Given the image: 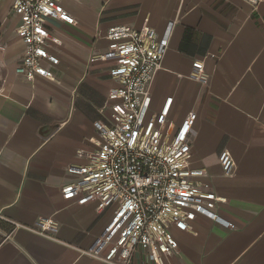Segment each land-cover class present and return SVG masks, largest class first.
<instances>
[{"label":"crops","instance_id":"obj_1","mask_svg":"<svg viewBox=\"0 0 264 264\" xmlns=\"http://www.w3.org/2000/svg\"><path fill=\"white\" fill-rule=\"evenodd\" d=\"M12 0H0V264H104L84 255L108 220L95 204L61 198L84 164L76 152L93 150V123L116 86L110 64L92 60L107 46L113 26L148 25L160 36L171 21L168 49L150 87V111L171 97L174 127L193 110L190 164L222 200L226 229L197 217L193 231H174L177 252L168 264H264V0H61L74 26L50 21L58 40L56 81L28 83L16 73L24 45L16 36ZM209 54L216 58H209ZM201 60L206 85L187 78ZM233 161L224 176L218 157ZM57 223L53 240L33 231L37 221Z\"/></svg>","mask_w":264,"mask_h":264},{"label":"built area","instance_id":"obj_2","mask_svg":"<svg viewBox=\"0 0 264 264\" xmlns=\"http://www.w3.org/2000/svg\"><path fill=\"white\" fill-rule=\"evenodd\" d=\"M256 6L263 0H246ZM17 19L16 36L24 45L15 73L32 83L36 78L55 82L52 69L59 64L58 40L49 29L56 21L74 26L76 20L61 0H12ZM174 22L159 36L148 25L141 28L113 26L106 31L107 46L92 60L110 64L116 86L109 89L101 109L109 114L93 123V150H78L84 164L71 165L73 177L61 188V198L79 206L95 204L97 216L108 220L81 252L104 264H168L177 252L174 231L191 232L197 217L226 229L232 224L217 213L222 202L207 183L203 169L190 164L195 132V111L172 126L168 115L172 98L157 113L150 111V87L162 70ZM209 58L216 55L209 54ZM206 85L208 76L201 60L191 63L187 76ZM224 176H231L234 161L227 150L218 157ZM34 233L53 240L57 223L52 218L37 221Z\"/></svg>","mask_w":264,"mask_h":264},{"label":"water","instance_id":"obj_3","mask_svg":"<svg viewBox=\"0 0 264 264\" xmlns=\"http://www.w3.org/2000/svg\"><path fill=\"white\" fill-rule=\"evenodd\" d=\"M1 77H2V76H1V74H0V82H1Z\"/></svg>","mask_w":264,"mask_h":264}]
</instances>
